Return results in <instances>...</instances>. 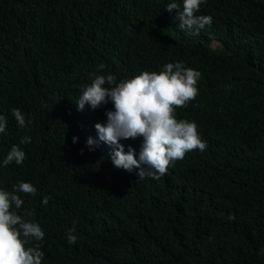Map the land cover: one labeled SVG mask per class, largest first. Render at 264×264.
<instances>
[{
    "label": "trees",
    "instance_id": "16d2710c",
    "mask_svg": "<svg viewBox=\"0 0 264 264\" xmlns=\"http://www.w3.org/2000/svg\"><path fill=\"white\" fill-rule=\"evenodd\" d=\"M171 2L0 0V188L38 189L19 195L45 232L29 245L40 244L42 264H264V0H206L198 14L213 22L199 31L180 27ZM175 62L201 73L176 114L207 147L159 181L138 180L86 143L112 102H76L92 73L118 83ZM13 144L24 162L3 166Z\"/></svg>",
    "mask_w": 264,
    "mask_h": 264
},
{
    "label": "clouds",
    "instance_id": "9594fccd",
    "mask_svg": "<svg viewBox=\"0 0 264 264\" xmlns=\"http://www.w3.org/2000/svg\"><path fill=\"white\" fill-rule=\"evenodd\" d=\"M206 0H183V6L175 0L166 6L167 11H178L176 19L180 27L197 31L211 26V15L198 14ZM100 69L104 65L99 66ZM201 73L195 68L186 67L183 62L166 63L160 71H142L132 78L116 82L112 73H92L91 82L83 87L79 96L78 110L85 105L99 108L109 101L114 106L107 110V122L97 123L98 133L89 137L87 145L95 143L111 155L113 164L128 172L138 169V180L151 178L159 181L166 175L170 165L182 160L190 151H204L207 147L202 140L195 121L177 117L178 108H186L199 94L198 82ZM21 129L27 128L32 120H26L19 108L11 110ZM7 118L0 114V133H5ZM99 134V135H98ZM73 137V142L77 141ZM31 142V136H24L21 144ZM83 151V150H82ZM25 152L13 144L3 166L13 162L22 165ZM120 174L119 169H116ZM38 189L31 183L21 180L12 190L0 188V264H42L45 253L33 240L42 241L45 232L37 222L38 218L29 209L21 213L24 201L19 193L35 196ZM50 196L43 197L47 205ZM37 218V219H36ZM76 227L69 230V243L77 242ZM264 253V248L261 249Z\"/></svg>",
    "mask_w": 264,
    "mask_h": 264
},
{
    "label": "rangeland",
    "instance_id": "374dc122",
    "mask_svg": "<svg viewBox=\"0 0 264 264\" xmlns=\"http://www.w3.org/2000/svg\"><path fill=\"white\" fill-rule=\"evenodd\" d=\"M215 44L218 45L219 44V41H215Z\"/></svg>",
    "mask_w": 264,
    "mask_h": 264
}]
</instances>
